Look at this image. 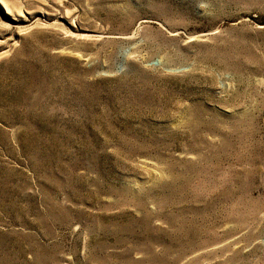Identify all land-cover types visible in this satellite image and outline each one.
<instances>
[{
  "label": "rangeland",
  "instance_id": "rangeland-1",
  "mask_svg": "<svg viewBox=\"0 0 264 264\" xmlns=\"http://www.w3.org/2000/svg\"><path fill=\"white\" fill-rule=\"evenodd\" d=\"M0 264H264V0H0Z\"/></svg>",
  "mask_w": 264,
  "mask_h": 264
}]
</instances>
